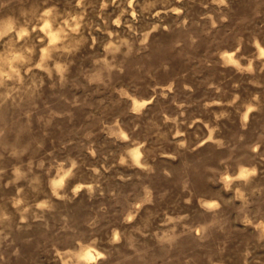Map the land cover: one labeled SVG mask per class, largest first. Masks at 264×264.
Listing matches in <instances>:
<instances>
[{"label": "rangeland", "instance_id": "rangeland-1", "mask_svg": "<svg viewBox=\"0 0 264 264\" xmlns=\"http://www.w3.org/2000/svg\"><path fill=\"white\" fill-rule=\"evenodd\" d=\"M258 41L264 0H0V264H264Z\"/></svg>", "mask_w": 264, "mask_h": 264}, {"label": "bare ground", "instance_id": "bare-ground-1", "mask_svg": "<svg viewBox=\"0 0 264 264\" xmlns=\"http://www.w3.org/2000/svg\"><path fill=\"white\" fill-rule=\"evenodd\" d=\"M46 3H47V1H45ZM37 3L38 2H36V5H37ZM80 3V2H79ZM87 5V4H86ZM130 5V4H129ZM35 7V6H34ZM26 9V8H25ZM33 9V8H32ZM36 9V8H35ZM44 9H46V8H44ZM52 9V8H51ZM175 9V8H174ZM47 13H49V10H46V12H45V15L41 18L42 20H43V18H44V25L43 24H41L42 26H43V31L45 32V34L48 36V38H49V41H48V43H49V46L48 47H46L45 45V47H44V49L42 50V57H40V58H42L41 59V61L43 60V63L41 62V64L42 65H44L45 67H47V69H50L49 68V66H48V59L52 56L51 54V50L52 49H58V48H61V47H64L66 44H65V42H67V41H65V39H64V34H62L63 33V31H64V29L60 26V27H58V28H56L55 26H53V24H52V21H51V18H50V15L49 14H47ZM35 15V14H34ZM41 16V15H40ZM53 17H54V15H53ZM56 17V16H55ZM9 18V17H8ZM35 18V17H34ZM12 19V18H11ZM30 22V21H29ZM9 25L8 26H11V27H15L14 26V23L11 21V22H9L8 23ZM35 24H37V23H35ZM21 26V25H20ZM36 27V26H35ZM34 27V28H35ZM39 27V26H38ZM20 28V27H19ZM29 28H30V25H29ZM77 28V30H78V27H76ZM18 30V29H17ZM19 31V30H18ZM24 31H27V29L26 28H22V29H20V31L18 32L19 33V36H22V35H24ZM75 31V30H74ZM42 32V31H41ZM67 32V31H66ZM70 32V31H69ZM72 32V31H71ZM23 33V34H22ZM75 33V32H74ZM73 33V34H74ZM27 34H28V32H27ZM45 36V35H44ZM11 37V36H10ZM35 37V36H34ZM14 38H15V36H14ZM17 38V37H16ZM21 38V37H20ZM47 38V39H48ZM79 38V37H78ZM77 38V39H78ZM81 38V37H80ZM6 39V38H5ZM4 39V40H5ZM22 39V38H21ZM77 39H76V41H77ZM82 39V38H81ZM11 40H12V38H11ZM36 41V40H35ZM3 43H5V42H3ZM7 43V42H6ZM47 43V44H48ZM70 44H72L71 42H70ZM69 44V45H70ZM14 45V44H13ZM24 45L25 46H28V47H31V48H34V47H32L33 46V37L32 36H30V37H28V38H26V40L24 41ZM67 46V45H66ZM14 47V46H13ZM27 47V48H28ZM42 47V46H41ZM68 47V46H67ZM70 47V46H69ZM256 47H257V50H258V52L261 54V55H263L264 54V46H262L261 45V43H259V41L258 42H256ZM62 49V48H61ZM13 50V49H12ZM11 50V51H12ZM29 50V49H28ZM31 50V49H30ZM65 50V49H64ZM10 51V50H9ZM34 51V50H33ZM16 52V51H15ZM18 52V51H17ZM63 52V51H62ZM6 53V52H5ZM9 53V52H8ZM23 53V52H22ZM21 53V55H19V57H24V55ZM59 53V52H58ZM61 53V52H60ZM16 54V53H15ZM30 54V53H29ZM226 54V53H225ZM2 55V54H1ZM227 57L228 58H230L232 61H235V63H236V57H235V53L233 52V51H229V52H227ZM27 56V55H26ZM32 56V55H31ZM61 56V55H60ZM62 57V56H61ZM33 58V57H32ZM0 83H2L3 82V80H4V74L3 73H5L4 72V66L5 65H7L8 63H10L11 64V61H10V57L9 56H2V57H0ZM25 59H26V57H25ZM29 59V58H28ZM51 59V58H50ZM14 60V59H13ZM15 60H16V57H15ZM29 60H31V59H29ZM29 60H27V61H29ZM237 60H238V58H237ZM21 61V60H20ZM30 62V61H29ZM22 63H24V62H22ZM241 63V62H240ZM14 64V63H13ZM34 64V63H33ZM39 65H40V62H39ZM63 65V64H62ZM9 66H11V65H9ZM13 66V65H12ZM37 66V65H36ZM59 66H60V64H59ZM8 67V66H7ZM18 67V66H17ZM33 67V66H32ZM11 69H12V67H10ZM21 68V67H20ZM42 68V67H41ZM58 68V67H57ZM30 69V68H29ZM51 70V69H50ZM49 70V71H50ZM48 71V72H49ZM6 73H7V71H6ZM12 73V72H11ZM10 73V74H11ZM13 73H15V72H13ZM17 73V72H16ZM51 74V73H50ZM17 75H18V73H17ZM8 76V75H7ZM7 76H6V78H7ZM9 77H10V75H9ZM12 77V76H11ZM26 77H28V76H26ZM20 79H22V78H20ZM34 81V80H33ZM43 82V81H42ZM15 85V84H14ZM18 87V86H17ZM18 89V88H17ZM14 91H16V90H14ZM26 92V91H25ZM24 92V93H25ZM9 93V92H8ZM19 95V94H18ZM22 97V96H21ZM133 99V105H134V108H138L139 106H143V105H146L147 103H149L151 100H149V99H138V98H136V97H132ZM22 100V99H21ZM7 109V108H6ZM248 109H249V111L247 112V114L251 111V109H252V107L251 106H249L248 107ZM1 110V109H0ZM8 110V109H7ZM3 111V110H2ZM5 112V111H4ZM246 118V117H245ZM13 125V124H12ZM124 131V130H123ZM122 135L124 136V134L122 133ZM16 137V136H15ZM127 137V136H126ZM16 145V144H15ZM130 147V146H129ZM15 149V148H14ZM132 151H131V153H132V159L134 158L135 159V162L136 163H139L140 164V162H141V156H142V150H141V148H140V146H136V147H134L133 149H131ZM17 151V150H16ZM130 153V154H131ZM142 161H144L143 159H142ZM4 163V162H3ZM145 163V162H144ZM6 165V164H5ZM141 165V164H140ZM76 167V166H75ZM15 169V168H14ZM3 171V170H2ZM67 171V170H66ZM69 171V170H68ZM72 171V170H71ZM249 171V169H247L246 167H242L241 169H240V171H239V176L240 177H246L247 176V172ZM18 172V171H17ZM16 173V172H15ZM2 175V174H1ZM16 175H18L17 173H16ZM25 175V174H24ZM230 175V174H229ZM225 176V175H224ZM238 177V176H237ZM14 178H15V176H14ZM64 179H65V175H63L59 180H56L55 182H54V186H53V191L55 192V193H58V191H57V188H56V185L58 184L59 185V183L60 182H63L64 181ZM249 179V178H248ZM83 184V183H82ZM29 185V184H28ZM89 185V184H88ZM91 185V184H90ZM84 187V186H83ZM82 187V188H83ZM74 188V187H73ZM75 189V188H74ZM191 190V189H190ZM37 201V200H36ZM45 204V203H44ZM49 209V208H48ZM52 209V208H51ZM28 210V209H27ZM3 211H4V209H3ZM3 211H2V213H3ZM1 212V211H0ZM138 212V211H137ZM1 215L2 214H0V221L1 222H5V220L6 219H4L3 217H1ZM212 217H213V214H212ZM24 218V217H23ZM215 219V218H214ZM211 222V221H210ZM213 222V221H212ZM204 225H202V227H203ZM207 226V224L205 225V227ZM208 227V226H207ZM206 227V228H207ZM206 228H205V230H206ZM198 229V228H197ZM203 229V228H202ZM205 230H203L204 232H205ZM198 231V230H197ZM198 232H200V231H198ZM176 234V233H175ZM174 234V235H175ZM202 234V233H201ZM165 235V234H164ZM257 235V234H256ZM260 235H262V233L260 234ZM162 237V236H161ZM165 237V236H164ZM167 237V239H169V241H171L170 240V238L172 237V235H168V236H166ZM176 237H179L178 235H176ZM175 237V238H176ZM256 237V236H255ZM114 238H115V236H114ZM116 239V238H115ZM172 239H173V237H172ZM118 241V240H117ZM161 242H162V240H161ZM160 246V245H159ZM67 250V249H66ZM134 254V253H133ZM104 256V253L102 252V251H100L99 249H97L94 245H92V244H89L88 246H86V247H83L80 251H79V253H78V260L77 261H73V259H71V260H68V261H66V264H91V263H95V262H97L101 257H103ZM64 260L62 259V262H63Z\"/></svg>", "mask_w": 264, "mask_h": 264}, {"label": "clouds", "instance_id": "clouds-1", "mask_svg": "<svg viewBox=\"0 0 264 264\" xmlns=\"http://www.w3.org/2000/svg\"><path fill=\"white\" fill-rule=\"evenodd\" d=\"M123 162V161H122Z\"/></svg>", "mask_w": 264, "mask_h": 264}]
</instances>
